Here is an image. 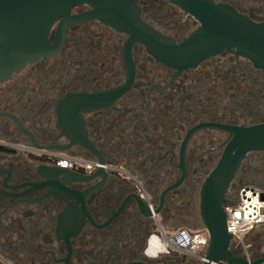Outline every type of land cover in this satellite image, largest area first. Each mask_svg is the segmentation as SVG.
<instances>
[{
	"label": "flooded vegetation",
	"instance_id": "1",
	"mask_svg": "<svg viewBox=\"0 0 264 264\" xmlns=\"http://www.w3.org/2000/svg\"><path fill=\"white\" fill-rule=\"evenodd\" d=\"M141 18L175 42L200 26L173 0H135ZM264 22V0H211ZM91 8L71 6V15ZM59 50L0 80V264H158L152 234L206 230L201 189L232 126L264 122V68L235 50L195 66L163 62L95 17L65 24ZM88 94V100L72 94ZM61 157L78 160L64 165ZM264 194V149L241 160L226 197ZM249 243L264 256V225Z\"/></svg>",
	"mask_w": 264,
	"mask_h": 264
},
{
	"label": "water",
	"instance_id": "2",
	"mask_svg": "<svg viewBox=\"0 0 264 264\" xmlns=\"http://www.w3.org/2000/svg\"><path fill=\"white\" fill-rule=\"evenodd\" d=\"M195 14L200 26L181 42H175L148 25L139 14L135 0H0V80L10 78L27 63L56 53L62 41L51 43L53 23L63 16L65 24L79 17H95L126 31L129 43L140 40L158 59L178 69L197 65L223 50H235L264 68V22L254 21L229 5L211 0H173ZM91 8L81 15H71L74 4ZM88 100V94H72ZM231 137L220 160L203 182L201 214L209 241L205 260L196 264H262L264 256L247 258L231 247L233 234L227 229L226 205L236 204L226 197L228 186L246 153L264 149V122L251 126H232ZM264 198V194L262 195ZM161 256V255H160ZM147 264V263H141ZM180 264L175 259L168 263Z\"/></svg>",
	"mask_w": 264,
	"mask_h": 264
},
{
	"label": "built area",
	"instance_id": "3",
	"mask_svg": "<svg viewBox=\"0 0 264 264\" xmlns=\"http://www.w3.org/2000/svg\"><path fill=\"white\" fill-rule=\"evenodd\" d=\"M60 162L68 166H76L78 160L71 157H61ZM263 192L252 185H244L239 192L237 203L226 205L227 229L233 234L231 247L237 252L243 253L247 258L249 243L246 240L247 233L258 226L264 225V198ZM157 236L165 245L163 250H151V240ZM209 241L207 230H188L185 228L174 231L169 238L152 234L148 241L147 251L153 257L167 254L170 250L184 254L196 263L205 260V252ZM215 264H228L226 261H217Z\"/></svg>",
	"mask_w": 264,
	"mask_h": 264
},
{
	"label": "bare ground",
	"instance_id": "4",
	"mask_svg": "<svg viewBox=\"0 0 264 264\" xmlns=\"http://www.w3.org/2000/svg\"><path fill=\"white\" fill-rule=\"evenodd\" d=\"M151 250L155 251L157 249H160V250H163L165 248V245L161 242V240L157 237V236H154L151 240Z\"/></svg>",
	"mask_w": 264,
	"mask_h": 264
},
{
	"label": "rangeland",
	"instance_id": "5",
	"mask_svg": "<svg viewBox=\"0 0 264 264\" xmlns=\"http://www.w3.org/2000/svg\"><path fill=\"white\" fill-rule=\"evenodd\" d=\"M192 231H194V230H192ZM249 233H247V235ZM257 236H258V233L254 232V233L250 234L249 236H247L246 240H247L248 243H252ZM161 255H163V254H161ZM262 264H264V263H262Z\"/></svg>",
	"mask_w": 264,
	"mask_h": 264
},
{
	"label": "trees",
	"instance_id": "6",
	"mask_svg": "<svg viewBox=\"0 0 264 264\" xmlns=\"http://www.w3.org/2000/svg\"><path fill=\"white\" fill-rule=\"evenodd\" d=\"M189 264H196V262L195 261H190V263Z\"/></svg>",
	"mask_w": 264,
	"mask_h": 264
}]
</instances>
